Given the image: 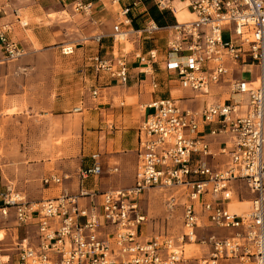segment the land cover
<instances>
[{
    "label": "built area",
    "instance_id": "built-area-1",
    "mask_svg": "<svg viewBox=\"0 0 264 264\" xmlns=\"http://www.w3.org/2000/svg\"><path fill=\"white\" fill-rule=\"evenodd\" d=\"M107 1L112 5L120 0ZM158 5L164 8L162 1ZM189 7L191 19L167 26L150 21L135 30L140 35L171 30L166 47L176 59H167L166 68L177 83L210 95L213 86L225 79L228 60L255 67L257 78L231 76L227 99L198 108L181 107L171 97L150 101V111L138 127L137 166L127 187L84 188L88 177L101 173L99 153H93V163L76 173V193L62 188L53 197L32 201L6 183L0 191V215L7 217L12 208L17 224H35L33 237L15 241L10 264H264V0H192ZM91 8V0H74L75 12L89 14ZM120 9L121 15L127 14V6ZM11 13L17 23L25 24L17 8ZM130 21L124 17L113 24V43L127 34L122 25ZM8 26H0V62L24 55L18 42L8 37ZM101 38L92 35L96 43ZM61 52L72 53L73 45H63ZM134 56L145 63L144 73L157 87L151 69L156 51ZM90 60L96 74L127 82L124 56L93 54ZM90 92L96 96L97 87ZM207 125V134L225 137L217 153L225 159L219 165L207 159L214 154L200 135V128ZM70 178L69 173L53 171L43 174L41 183L52 187ZM242 186L250 194L249 207L232 210L234 197L241 201ZM151 188L171 191L165 207L169 214L181 208V229L143 239L141 227L148 215L139 200ZM84 196L90 198L87 205L79 202ZM190 245L207 250L196 255ZM6 256L0 264L8 262L10 255Z\"/></svg>",
    "mask_w": 264,
    "mask_h": 264
},
{
    "label": "crops",
    "instance_id": "crops-1",
    "mask_svg": "<svg viewBox=\"0 0 264 264\" xmlns=\"http://www.w3.org/2000/svg\"><path fill=\"white\" fill-rule=\"evenodd\" d=\"M91 1V12L84 14L74 11V0H0V7L4 11L0 12V26L9 25L8 37L18 42L25 55L35 53L41 48L61 50L65 43L70 42L73 45L72 53L83 56L80 59L83 62L77 65L0 62V114L4 108H12L15 103H36L34 97L41 93L29 91L28 86L37 81L39 83L70 82L60 88L58 93L55 92L51 102L52 109L60 115L72 114L71 111H76L74 110L76 105L81 108L77 112L81 116L82 141L74 160L75 169L69 173L70 179L65 180L62 185L51 188L46 197L57 195L62 188H67L70 193H76V173L80 168L88 167L93 163L91 157L93 153H99L101 173L88 177L83 183L84 188L105 191L131 185L137 166L138 127L150 111L147 106L150 101L171 97L175 98L181 107L198 108L206 102L227 99L229 97L227 82L231 76L247 78L244 76L247 73L249 75L247 79L253 80V73L256 72L253 66L242 67L228 60L226 63L229 71L225 74V79L219 85L213 86L210 95L197 94L189 87L179 85L173 72L166 68L167 59L170 58L171 61L176 59L174 55L168 54L166 47L171 30L160 28L151 34L141 35L135 31L150 21H154L159 26H167L176 21L193 18L189 7L192 0H120L118 3L120 8L128 7V12L122 15V19L128 17L131 20L129 25H122L123 30L127 31L124 38L131 40L132 44V48L128 51L121 46L116 47V43L112 41L111 34L116 15L107 5V0ZM159 1L164 3V8L158 5ZM12 8L19 10L22 22L25 24L14 20ZM152 12L157 16L161 15L160 24L153 19ZM94 34L102 35L99 43L92 40ZM152 49L157 53L151 68L158 81V86L155 88L152 87L150 75L144 73L145 63L134 56L136 52L141 51L146 54ZM93 54L104 58L124 56L128 62L127 82L122 84L103 72L96 74L91 67L90 57ZM61 72L64 74H55ZM78 75L86 81L89 95L80 100L75 98L69 101L65 98L66 93L73 91L72 81L78 78ZM92 87H97V95L94 97L90 92ZM208 129V125L200 128V135L209 143L211 152L214 153L207 159L213 165H219L225 159L223 155L217 154L225 137L209 135ZM8 171L0 165L1 185L12 182L13 175ZM4 178L10 181H5ZM240 192L241 201L234 197L236 202L229 205L230 209L242 211L249 207L250 194L243 186ZM97 200L99 198H96ZM89 201L88 196L79 198L82 205H87ZM29 225L33 227L34 236V223L20 226H25L26 229ZM142 238L146 239L143 236ZM188 248L196 252V255L207 250V247L202 245H190Z\"/></svg>",
    "mask_w": 264,
    "mask_h": 264
},
{
    "label": "rangeland",
    "instance_id": "rangeland-1",
    "mask_svg": "<svg viewBox=\"0 0 264 264\" xmlns=\"http://www.w3.org/2000/svg\"><path fill=\"white\" fill-rule=\"evenodd\" d=\"M107 5L115 12L116 19L114 21L121 20V9L118 4L111 5L108 2ZM128 40L123 37L115 46H121L128 51L132 48L131 40ZM65 45H72V43L68 42ZM82 58L83 56L79 54H62L59 49L41 48L35 53L24 54L7 63L77 65L83 62L80 60ZM55 74L63 75L64 73ZM244 76L248 78L249 75L245 73ZM253 76L257 78L254 73ZM85 82L78 75V78L72 81L73 91L66 93L65 98L70 101V99L80 100V98L87 97L89 92ZM32 84L28 86V90L41 93V95L33 96L36 103H15L12 108H4L0 114V165L12 173L11 183L17 190L23 192L27 199L39 201L42 196L49 195L50 189L54 187L42 185L41 176L43 173L53 171L72 173L75 169L74 160L82 141L80 135L81 116L77 111H71L70 115H60L52 109L51 102L55 92L58 93L60 88L70 82L50 83L45 81L39 83L37 81ZM12 112L15 114L12 115ZM4 180L10 181L6 178ZM3 187L4 184L1 185L0 182V191ZM169 191L151 188L139 200L142 211L148 215V219L142 225L143 237L175 233L181 229V208L177 207L172 214H169L165 207L164 199ZM17 227L18 229H15ZM24 227L16 223L12 208H10L7 217L0 215V258L4 261L7 259L6 254H9L10 257L6 264H10L15 257V241L27 235L32 237L34 234L31 225L26 229ZM12 228H14L13 231Z\"/></svg>",
    "mask_w": 264,
    "mask_h": 264
},
{
    "label": "trees",
    "instance_id": "trees-1",
    "mask_svg": "<svg viewBox=\"0 0 264 264\" xmlns=\"http://www.w3.org/2000/svg\"><path fill=\"white\" fill-rule=\"evenodd\" d=\"M152 8H154V6L151 7V10H152ZM152 17H153V19H154L156 22H158L159 24L161 23V21H160V17H161V15L157 16L154 12H152Z\"/></svg>",
    "mask_w": 264,
    "mask_h": 264
}]
</instances>
